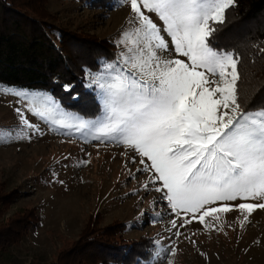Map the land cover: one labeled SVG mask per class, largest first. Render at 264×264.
I'll use <instances>...</instances> for the list:
<instances>
[{"label":"snow or ice","instance_id":"snow-or-ice-1","mask_svg":"<svg viewBox=\"0 0 264 264\" xmlns=\"http://www.w3.org/2000/svg\"><path fill=\"white\" fill-rule=\"evenodd\" d=\"M123 3L130 4L134 27L121 32V52L94 73L85 69V86L95 92L99 114L91 119L70 115L50 94L0 88L27 101L26 108L16 109L21 126L16 138L30 139L29 130L42 135L26 117L29 112L61 129L74 128L84 142L91 138L125 147L132 153L128 163L139 158L138 172H154L144 185L161 193L153 206L164 202L176 218L183 213L195 219L202 212L204 224L205 217L234 208L248 214L264 209V108H242L241 54L215 44L216 25L224 23L235 0ZM238 199L256 202L229 203ZM217 202L221 206L208 207ZM191 222L184 219L179 227ZM179 227L172 219L173 235L181 234ZM152 243L144 264H160L174 254L173 247Z\"/></svg>","mask_w":264,"mask_h":264},{"label":"rangeland","instance_id":"rangeland-1","mask_svg":"<svg viewBox=\"0 0 264 264\" xmlns=\"http://www.w3.org/2000/svg\"><path fill=\"white\" fill-rule=\"evenodd\" d=\"M44 8L53 26L107 40L114 44L116 55L122 50L118 46L121 32L134 27L130 4L123 0H112L103 8L78 0H47ZM26 107L25 99L0 92V192L17 193L0 222L29 209L35 210L38 222L17 244L0 252V264L54 261L60 250L77 240L89 217L95 218L97 228L124 224L127 240L148 237L159 240L165 250L173 247L174 254L160 259V264H264V209L248 214L234 208L205 217L204 224L199 222L202 212L195 219L183 213L176 218L169 215L164 202L153 206L161 193L152 185L146 190L144 185L154 172H138L142 167L139 158L135 164L128 163L132 153L125 147L91 138L84 142L74 128L61 129L29 112L26 117L42 135L29 130L30 139H17L14 133L21 126L16 109ZM241 202L256 201L229 203ZM219 206L217 202L208 207ZM141 213L147 215L141 217ZM174 218L178 227L184 219L192 221L179 227V236L171 228ZM153 250L154 246L149 251Z\"/></svg>","mask_w":264,"mask_h":264},{"label":"trees","instance_id":"trees-1","mask_svg":"<svg viewBox=\"0 0 264 264\" xmlns=\"http://www.w3.org/2000/svg\"><path fill=\"white\" fill-rule=\"evenodd\" d=\"M78 1L103 8L112 0ZM46 3L0 0V87L50 94L65 112L94 118L100 109L95 92L85 86V69L94 73L101 62L114 59L115 46L53 26L47 21ZM216 27L215 44L241 54L242 108H264V53L259 51L264 47V0H235L225 12L224 23ZM16 196L13 191L0 192V217ZM37 222L34 209L1 221L0 252L17 244ZM126 228L121 223L97 228L95 218L89 217L77 240L48 264H144L153 240H127Z\"/></svg>","mask_w":264,"mask_h":264}]
</instances>
